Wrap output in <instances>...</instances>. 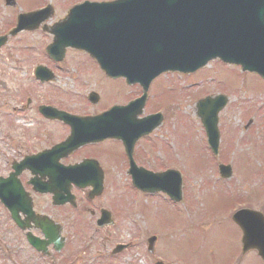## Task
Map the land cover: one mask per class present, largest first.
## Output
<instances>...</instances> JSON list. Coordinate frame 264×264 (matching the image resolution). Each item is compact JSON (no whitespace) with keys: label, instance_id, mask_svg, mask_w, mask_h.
<instances>
[{"label":"rangeland","instance_id":"obj_1","mask_svg":"<svg viewBox=\"0 0 264 264\" xmlns=\"http://www.w3.org/2000/svg\"><path fill=\"white\" fill-rule=\"evenodd\" d=\"M15 1V7L6 8L0 0V23L3 20L5 25L12 26L20 14L32 12L39 4V0ZM37 37L20 33L13 40L33 43ZM86 66L88 82L95 88L80 81L81 87L84 93L93 88L94 91L102 90L100 105H109L123 95L125 99L130 97L133 87L126 86L121 80L107 79L95 64L86 63ZM63 85L73 89V95L78 96L67 79L63 80ZM137 92L134 89L133 93ZM211 94H221L228 99L218 116L220 144L216 159L204 145V132L196 120L194 106L197 100ZM153 105L161 107L169 119L154 133L159 152L154 154V162L149 158L147 164L153 168L171 164L180 172L182 169L183 201L173 203L162 193H140L133 188L123 169L112 166L106 177L118 188L120 196L115 203L126 217L120 220L116 229L99 231L94 225V216L88 212L63 209L56 216L61 219L58 222L63 225L69 244L60 253V258L71 259L73 256L71 264H112L116 260L120 264H150L144 242L149 235L157 237L155 254L166 264H206L209 260L208 264H219L231 253L239 255L240 232L228 217L240 207L264 204V81L254 73L241 72L238 66L212 60L194 73L169 72L154 79L146 108ZM162 138L170 142L171 147L165 154L172 155V163L164 161ZM139 147L144 146L139 143ZM107 149L111 157H119V146L115 142H110ZM217 163L230 165L232 176L229 179L218 176ZM96 202L100 206L103 204L102 199ZM201 218L212 222V240L219 236L216 245L213 243L216 252L211 257L201 251H204L198 224ZM77 220H82L85 225L78 236L70 228V223ZM129 241L127 252L108 262L110 250L118 243ZM72 250L78 251L79 255L75 256ZM21 260L22 264L30 263L28 259ZM2 263L10 264L7 259L0 258ZM238 264L262 263L250 252Z\"/></svg>","mask_w":264,"mask_h":264},{"label":"flooded vegetation","instance_id":"obj_2","mask_svg":"<svg viewBox=\"0 0 264 264\" xmlns=\"http://www.w3.org/2000/svg\"><path fill=\"white\" fill-rule=\"evenodd\" d=\"M68 9L61 1L55 0L52 3V15L44 23L51 26L61 20ZM44 23L35 30L46 38L44 41L16 43L13 36L8 35L0 47V194L10 197L13 203L31 205L34 216L49 215L56 220V213L60 208L53 205L51 193L40 191L50 189L53 185L61 188L57 173L63 166H72L86 158L94 159L106 174L112 166L122 167L127 160L121 143L117 141L113 142L119 146L118 158L117 155L111 157L107 149L111 142L109 139L80 146L66 140L71 128L62 118L61 112L78 117H93L103 113L111 105H73L71 97L66 95L64 98L63 91L49 86L54 83L52 81L37 84L33 90L27 91L23 85H15L16 81L21 82L20 76H30L38 65L47 68L48 74L55 81L59 75L69 71L68 64L54 61V57L47 52L52 35L43 30ZM5 34L7 31L0 33ZM59 51V48L52 49L54 53ZM67 52H75L85 58L87 56L80 51L66 48L64 59ZM73 62L70 61L69 64ZM64 141L67 144L63 146ZM97 200L99 198L91 202ZM82 207L89 211L91 209L86 205ZM96 208V205L92 206V215L100 209ZM18 216L22 225L29 227L28 230L22 231L14 223L0 200V254L11 251L9 244L14 236L23 238L30 233L40 240L43 238L41 230L26 220L22 210ZM25 248L32 253L28 259L29 264H45L46 256L34 251L28 244ZM234 256L231 253L226 261Z\"/></svg>","mask_w":264,"mask_h":264},{"label":"water","instance_id":"obj_3","mask_svg":"<svg viewBox=\"0 0 264 264\" xmlns=\"http://www.w3.org/2000/svg\"><path fill=\"white\" fill-rule=\"evenodd\" d=\"M113 5L121 7L115 11L119 24L113 21L110 27L116 26L121 41L117 38L111 43L110 53L121 55L120 60L114 61L127 69L128 82L142 81L146 86L157 71L195 69L214 57L241 64L243 70L264 78V0H119ZM123 50L127 51V58H123ZM137 104L138 101L133 105ZM199 104L209 146L216 153V114L225 99H205ZM219 169L222 176L230 175L228 166ZM136 180L144 190L161 189L179 199L178 174L174 180L166 174L156 176L153 183L140 177ZM233 219L242 230L244 252L256 250L264 262L262 215L241 210ZM43 228L47 237L57 240L50 228ZM154 242V237L148 239L150 252Z\"/></svg>","mask_w":264,"mask_h":264}]
</instances>
